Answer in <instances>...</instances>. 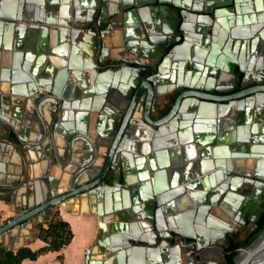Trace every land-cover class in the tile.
<instances>
[{"label":"water","instance_id":"95a60500","mask_svg":"<svg viewBox=\"0 0 264 264\" xmlns=\"http://www.w3.org/2000/svg\"><path fill=\"white\" fill-rule=\"evenodd\" d=\"M63 1L59 17L0 0V131H28L0 143L1 173L28 188L0 243L12 250L31 220L78 208L98 221L84 264H218L212 251L228 264L231 240L264 216V0ZM186 67L196 73L185 80ZM203 122L237 133L195 181L155 185L135 166L154 151L151 170L173 172L170 146ZM175 243L185 251L162 250ZM234 261L264 264V228Z\"/></svg>","mask_w":264,"mask_h":264},{"label":"crops","instance_id":"0c3cea01","mask_svg":"<svg viewBox=\"0 0 264 264\" xmlns=\"http://www.w3.org/2000/svg\"><path fill=\"white\" fill-rule=\"evenodd\" d=\"M41 1L42 0H33L32 2L35 3V8L37 10L36 12H34L35 15L40 16L42 15V13L43 14L49 13L52 16L57 15L60 17V12H61L60 8L63 5L64 2L63 0H52L53 3L51 4H48V1L46 0V4H44V6H41ZM3 33L4 32H2V34ZM207 40L208 39L206 37L202 38L203 42ZM208 43L210 46L213 44L209 41ZM109 46H111L110 56L111 57L115 56V58H118L119 56L114 54H116L118 50H121L118 49V47H121L122 45L119 43L118 44L112 43ZM8 56L11 57L12 54L9 53ZM68 56L71 57V54H69ZM46 63L49 64V61H47ZM170 71H172V69H170ZM195 73L196 72L194 69L186 67L185 69L181 70V78L185 80L190 79L193 75H195ZM109 106L110 104H107V108ZM183 132H184L183 137L187 139V141L189 142L185 143V145H180V146L176 145L175 147L173 145L170 146L171 148L178 149L174 155L173 154L169 155V158L173 161L176 160L177 163V167H175V170L173 172L172 170L171 171L163 170L164 173L160 174L159 172H163V171H160V169H156L157 167L154 169L157 170V172L151 170L152 163L155 166H157L158 164V159L154 151H152L153 153L151 155L148 156L147 154L145 157H142L141 152H139L137 156L140 157L139 158L140 162L137 161L139 160L138 158H135L134 163L136 167L137 166L140 167L141 164L143 163V165H145V170L147 171L150 170L152 181L155 185H159V184L162 185L163 183H165V181L168 183L169 180V181H173L176 189V188H180L181 185H185V183H187L186 181H195L196 177H198L201 174L202 171L201 166H204V163L208 164V166L213 164L216 165L215 164L217 159L216 155H221L220 152H221L222 142L225 143L227 138L228 139L233 138V136L237 133V130L235 128L234 130H230L229 132H227L225 131V128L221 127L219 124L214 126V125H210L207 122L206 123L203 122L200 123L199 125L200 134H197L196 132H194V130L189 131L188 128H185ZM19 133L24 137L28 135V131L26 129L25 130L19 129V131H15V130H8L7 127L5 128L4 126H1L0 143L1 144L6 143V141L4 140L8 138L9 140L18 144ZM198 138H201L202 146L195 144L198 143L196 141ZM207 140H214L215 146L214 144L208 142ZM231 141L232 139L227 143H230ZM171 148L168 147L167 149H171ZM199 150H203V152L200 153ZM215 156L216 158H214ZM20 159L21 158L19 156L18 151H14L11 160L20 162L21 161ZM1 164H3V162H0V170L2 169ZM11 169L13 168L9 166V172H11ZM20 170H22L21 167L17 168L18 172H20ZM34 171L35 169H33V172L31 173V178L35 179L41 175V172H39L37 169L35 172ZM139 171H140L139 168L136 169V175L139 173ZM170 190L171 188L169 189V191ZM27 195H28V188L26 187L25 184L23 185H21L20 183L17 184L16 180L14 182V177L5 175L0 171V226L5 225L9 220L18 217V215L22 213L23 211L21 205L23 202L22 200ZM184 195H185L184 193L183 194L178 193L179 197H182ZM56 211L60 212L61 219L69 223L74 234L72 242L68 246L62 248L60 251H55V252L49 251L43 253L37 258V260L26 259L23 261L22 264H84L85 263V260L91 253V249L97 238V234H98L97 219L91 216L90 214L85 213L81 215L79 213L80 211L78 210V208L73 211H67L65 208L56 207L53 209V215ZM31 224L33 225L31 226ZM38 224L41 223H37L35 222V220H31L28 227H26L24 230L20 229L19 238L17 239V241L16 240L14 241L12 245L13 247L12 250L8 249V245H9V243L7 242L8 238L4 235L3 241L5 243L4 244H2L3 242L0 243V248L6 251H12L14 253H16L18 250L22 248H27L32 252H37L45 248L48 244L37 237ZM42 224H46V223H42ZM1 241L2 238L0 237V242ZM59 257H62L63 259L60 260ZM211 261L220 264L219 256L217 257L212 256Z\"/></svg>","mask_w":264,"mask_h":264},{"label":"trees","instance_id":"16d2710c","mask_svg":"<svg viewBox=\"0 0 264 264\" xmlns=\"http://www.w3.org/2000/svg\"><path fill=\"white\" fill-rule=\"evenodd\" d=\"M263 228L264 216L259 223L258 231L252 236V238L246 243V245L252 242V240L256 238V236ZM37 230V237L48 244L45 248L37 252H32L27 248H22L16 253L0 248V264H22L26 259L37 260V258L43 253L49 251H60L65 246H68L72 242L74 237L69 223L61 219L59 211H56L54 213L53 218L49 223L38 224ZM238 247L239 245L237 243H233L232 253L230 255H226L228 264H235L234 259L237 255L236 249ZM59 259L62 260L63 258L59 257Z\"/></svg>","mask_w":264,"mask_h":264},{"label":"flooded vegetation","instance_id":"af4514ba","mask_svg":"<svg viewBox=\"0 0 264 264\" xmlns=\"http://www.w3.org/2000/svg\"><path fill=\"white\" fill-rule=\"evenodd\" d=\"M209 1V0H208ZM214 1V0H213ZM198 2H201L202 4H204V3H206L207 4V0H198ZM210 2H212V1H210ZM118 3V2H117ZM120 5V4H119ZM110 105H113V104H110ZM169 111H167V113H168ZM179 120H181V119H179ZM123 182V181H122ZM239 229V228H238ZM237 229V231H238V234H241V230L239 229L238 230ZM256 233V232H255ZM255 233H253L247 240H245L242 244H238L236 241H235V239H232L231 240V248L230 249H227V250H224V252H225V254L227 255H230L231 253H232V246H233V243H237L238 245H239V247L236 249V251H237V254H238V251H239V249H241V248H244V247H246V246H248V245H246V243L252 238V236L255 234ZM238 236V235H237ZM236 236V237H237ZM254 240V239H253ZM252 240V241H253ZM182 245V243H175V245H173L172 247H163L162 248V250L163 251H165L166 252V254L168 253V254H171V253H174L173 255H176V253H182V252H184L185 251V249L183 248V247H181V245ZM223 245H225V243H223ZM168 250H170V253H169V251ZM177 250H179V252H177ZM211 254H209V255H206L205 254V256H206V258H211L212 256H215V257H217V255L216 254H214L213 253V251L212 252H210ZM163 255H165V253H163Z\"/></svg>","mask_w":264,"mask_h":264}]
</instances>
